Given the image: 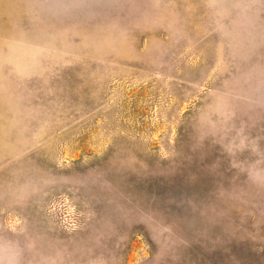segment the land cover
<instances>
[{"label": "rangeland", "instance_id": "rangeland-1", "mask_svg": "<svg viewBox=\"0 0 264 264\" xmlns=\"http://www.w3.org/2000/svg\"><path fill=\"white\" fill-rule=\"evenodd\" d=\"M264 0H0V264H264Z\"/></svg>", "mask_w": 264, "mask_h": 264}, {"label": "clouds", "instance_id": "clouds-1", "mask_svg": "<svg viewBox=\"0 0 264 264\" xmlns=\"http://www.w3.org/2000/svg\"><path fill=\"white\" fill-rule=\"evenodd\" d=\"M262 177H264V173H262L260 170H257V169L249 170V178L250 179L259 180Z\"/></svg>", "mask_w": 264, "mask_h": 264}]
</instances>
